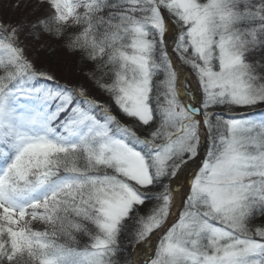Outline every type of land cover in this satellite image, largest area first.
<instances>
[{"label": "snow or ice", "instance_id": "6c2138e0", "mask_svg": "<svg viewBox=\"0 0 264 264\" xmlns=\"http://www.w3.org/2000/svg\"><path fill=\"white\" fill-rule=\"evenodd\" d=\"M30 4L0 20V264H264V0Z\"/></svg>", "mask_w": 264, "mask_h": 264}, {"label": "rangeland", "instance_id": "374dc122", "mask_svg": "<svg viewBox=\"0 0 264 264\" xmlns=\"http://www.w3.org/2000/svg\"><path fill=\"white\" fill-rule=\"evenodd\" d=\"M16 2L17 0H0V20L3 21V17L4 18L7 17V19L9 20L8 21L9 23H16L19 19H21V17L25 15H27L29 19H34L35 15H39L43 12V8H42L39 12H36L35 14H31V4L27 8H25L22 5L21 8L14 9L12 5ZM44 41L46 43H49L46 37L44 38ZM56 41L57 42L51 41L50 42L51 44L49 45L50 49L47 48V50L42 53V54L44 53L47 54V51H49L50 53L47 56L61 64V66L59 67L63 69V71H61L60 73L59 72L60 69L57 71L55 70L54 72H56V76L57 77L59 76L57 74H60V75L65 74V76L70 78L69 73H71L73 74L77 82H83L85 80L83 73L84 71L89 69L91 65L87 63H82L80 60V53L69 51L66 47H64V41L62 40H56ZM35 51L33 50V52H31L32 54L31 56H34L35 54H37V51L36 52ZM58 78H60V76ZM160 78L162 79V76ZM61 82L63 83L65 81H61ZM92 92L97 93V94H94L97 99L108 102V98L98 89H95L93 87ZM255 223L259 224L261 223V220L258 219L255 221ZM36 227H40V225H36Z\"/></svg>", "mask_w": 264, "mask_h": 264}, {"label": "trees", "instance_id": "16d2710c", "mask_svg": "<svg viewBox=\"0 0 264 264\" xmlns=\"http://www.w3.org/2000/svg\"><path fill=\"white\" fill-rule=\"evenodd\" d=\"M3 21L5 23H9L8 22L9 20L7 19V17L6 18L3 17ZM46 38L48 39V42L49 43H46L45 42L46 46L42 50H40L39 53L37 51V54H35L34 57H36V62H37V65L38 66L43 65L47 70L52 71L56 75V72H54L55 70L57 71V70L60 69V71H59L60 73H61V71H63V69H61L59 67V66H61V64L59 62H57V61H55V60H53V59H51L50 57L47 56L50 53L49 51H47V54L46 53L42 54V53L44 51H46L47 48L50 49V46L49 45L51 44L50 43L51 41L52 42H57V41H56V39L51 38V37H46ZM33 50L35 51L34 48H33ZM33 50H30V55H32L31 52H33ZM57 75L60 76V78H58L59 76L57 78L60 79L61 81H65V82H69V83H78L77 80L75 79V77L73 76V74H71V73H69V75H70L69 77L70 78H68L67 76H65V74H62V75L57 74ZM92 94L94 95V94H97V93L96 92H92ZM261 109H264V105L259 106L256 110L259 111ZM113 110L115 111V108ZM219 110L220 109H218V111ZM224 111H227V109H224ZM237 111H252V110L251 109H237ZM84 242H85V239L82 238L81 239V245H83Z\"/></svg>", "mask_w": 264, "mask_h": 264}]
</instances>
